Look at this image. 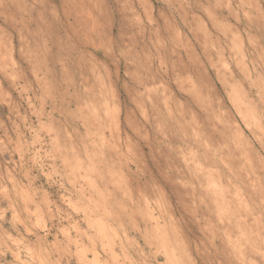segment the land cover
<instances>
[{
  "label": "rangeland",
  "instance_id": "obj_1",
  "mask_svg": "<svg viewBox=\"0 0 264 264\" xmlns=\"http://www.w3.org/2000/svg\"><path fill=\"white\" fill-rule=\"evenodd\" d=\"M0 264H264V0H0Z\"/></svg>",
  "mask_w": 264,
  "mask_h": 264
},
{
  "label": "bare ground",
  "instance_id": "obj_2",
  "mask_svg": "<svg viewBox=\"0 0 264 264\" xmlns=\"http://www.w3.org/2000/svg\"><path fill=\"white\" fill-rule=\"evenodd\" d=\"M232 205V204H231Z\"/></svg>",
  "mask_w": 264,
  "mask_h": 264
}]
</instances>
